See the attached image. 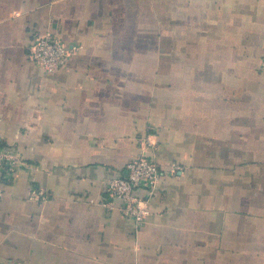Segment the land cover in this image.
<instances>
[{"label": "crops", "instance_id": "0c3cea01", "mask_svg": "<svg viewBox=\"0 0 264 264\" xmlns=\"http://www.w3.org/2000/svg\"><path fill=\"white\" fill-rule=\"evenodd\" d=\"M48 33L78 49L56 73ZM263 57L264 0H0V264H264ZM142 152L138 227L106 183Z\"/></svg>", "mask_w": 264, "mask_h": 264}, {"label": "built area", "instance_id": "2783aa9c", "mask_svg": "<svg viewBox=\"0 0 264 264\" xmlns=\"http://www.w3.org/2000/svg\"><path fill=\"white\" fill-rule=\"evenodd\" d=\"M77 50L76 47H68L57 35L48 33L35 39L30 49V58L45 72L56 73L68 64ZM261 66L264 70V57ZM22 163L23 160L14 146L0 148V180L12 179ZM176 170V167L172 169ZM162 178L163 173L156 162L142 152L126 164L122 176L106 183V192L111 201H121L122 213L135 221L139 227L150 213L149 201L161 184ZM4 194V190L0 188V199ZM29 199L46 202L49 196L44 189L33 188L29 192ZM103 205L114 208L110 202Z\"/></svg>", "mask_w": 264, "mask_h": 264}, {"label": "trees", "instance_id": "16d2710c", "mask_svg": "<svg viewBox=\"0 0 264 264\" xmlns=\"http://www.w3.org/2000/svg\"><path fill=\"white\" fill-rule=\"evenodd\" d=\"M5 147H9V145H1V147L0 148H5Z\"/></svg>", "mask_w": 264, "mask_h": 264}]
</instances>
